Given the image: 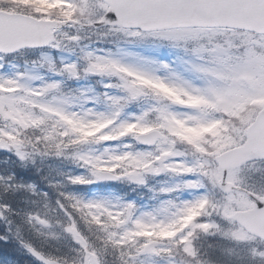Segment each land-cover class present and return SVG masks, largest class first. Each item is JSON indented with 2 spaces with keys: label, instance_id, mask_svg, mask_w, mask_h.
Returning <instances> with one entry per match:
<instances>
[{
  "label": "snow or ice",
  "instance_id": "snow-or-ice-1",
  "mask_svg": "<svg viewBox=\"0 0 264 264\" xmlns=\"http://www.w3.org/2000/svg\"><path fill=\"white\" fill-rule=\"evenodd\" d=\"M264 264V0H0V260Z\"/></svg>",
  "mask_w": 264,
  "mask_h": 264
}]
</instances>
